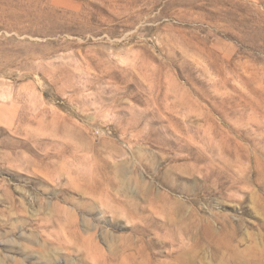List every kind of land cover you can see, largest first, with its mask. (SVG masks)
I'll return each instance as SVG.
<instances>
[{"label":"rangeland","instance_id":"rangeland-1","mask_svg":"<svg viewBox=\"0 0 264 264\" xmlns=\"http://www.w3.org/2000/svg\"><path fill=\"white\" fill-rule=\"evenodd\" d=\"M0 264H264V0H0Z\"/></svg>","mask_w":264,"mask_h":264},{"label":"bare ground","instance_id":"bare-ground-1","mask_svg":"<svg viewBox=\"0 0 264 264\" xmlns=\"http://www.w3.org/2000/svg\"><path fill=\"white\" fill-rule=\"evenodd\" d=\"M172 3V2H171ZM159 29V28H158ZM171 30V29H170ZM173 31V30H172ZM177 31L179 32V33H181V34H184V33H187L188 32V29H185V28H178L177 29ZM198 31H201V29H199ZM203 31V30H202ZM172 33V32H171ZM174 35H176V34H174ZM178 35V34H177ZM171 37H173V35H171ZM179 38V37H178ZM181 39H182V37H181ZM183 43L185 42L186 43V41H182ZM188 45V44H187ZM193 46H195V44L193 45ZM192 47V46H191ZM208 47V46H207ZM200 52H205V50L203 49V47H199V46H197L196 47ZM192 49L195 51V53H197V51H196V49L195 48H193L192 47ZM207 49V48H206ZM183 52V51H182ZM207 54V53H206ZM205 54V55H206ZM186 55V54H185ZM208 55V57L209 58H213V60H212V66L211 67H214V68H216V67H218V64L217 63H219L218 61L219 60H217V59H215L214 58V56H215V53L213 52V51H211L210 50V52L207 54ZM225 56L227 57L228 56V53H225ZM228 58V57H227ZM219 70H218V72L220 73V71H222V69L221 68H218ZM188 252V251H187ZM191 252V251H190ZM189 253V252H188ZM98 259V258H97Z\"/></svg>","mask_w":264,"mask_h":264}]
</instances>
